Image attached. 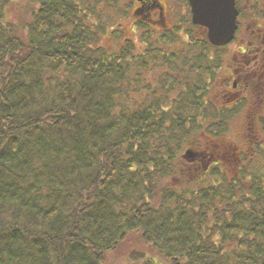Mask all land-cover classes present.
Listing matches in <instances>:
<instances>
[{"label":"trees","instance_id":"trees-1","mask_svg":"<svg viewBox=\"0 0 264 264\" xmlns=\"http://www.w3.org/2000/svg\"><path fill=\"white\" fill-rule=\"evenodd\" d=\"M100 3L0 0V264H264L263 177L209 99L225 48L106 51Z\"/></svg>","mask_w":264,"mask_h":264},{"label":"rangeland","instance_id":"rangeland-1","mask_svg":"<svg viewBox=\"0 0 264 264\" xmlns=\"http://www.w3.org/2000/svg\"><path fill=\"white\" fill-rule=\"evenodd\" d=\"M161 1V0H160ZM166 3V27H163V29L170 28V30H167L170 33H173L172 41L174 43H170V50L173 52H176L177 49L184 51L186 54L187 50L189 49L188 42L190 38H197L200 39L202 37V33L200 30L193 28L192 24L190 23V11L188 9L187 4L184 0H162ZM19 4V3H18ZM101 8L104 11L103 16L108 19V22L110 25L114 23L115 25V38L111 37L109 34L104 35L101 38L100 46L103 47L106 51H112L118 49L121 45H123L124 40H129L135 44V53L142 52L145 49V44L142 43V37H146L147 39L150 38V40H154V33L158 34L160 32H155V28L148 26L146 28H140L137 24V21H139L140 16H133L132 10L134 9L133 0H101ZM171 8V11H170ZM146 13V12H144ZM137 24V26H135ZM113 25V24H112ZM144 25V24H143ZM172 28V29H171ZM111 30V29H110ZM224 47V46H223ZM180 48V49H179ZM165 50H168L165 48ZM229 49H223V51L218 52L217 61H219L220 68L218 71H216V74L219 75V78H221V73L225 69L227 62V57H225ZM181 52V53H182ZM193 53H198V48L193 50ZM179 54V53H178ZM214 52H211L210 56L213 55ZM183 55V54H182ZM216 55V54H215ZM216 58V57H215ZM214 58V59H215ZM226 59V60H225ZM160 66L156 67L155 69L151 70L150 73L147 74V81L152 82V85L156 86V83L159 81H164L166 78V72H169L168 68L165 65H162L159 62ZM180 70V69H179ZM178 72V71H177ZM170 76L173 77V72L171 71ZM176 79L179 78L178 75H175ZM170 78V77H169ZM178 80V79H177ZM222 82H219V86H222ZM217 84V83H216ZM214 84L213 87L218 86ZM213 91V89H212ZM173 97L175 95H172ZM209 98V95L207 96ZM212 103L215 102L216 105H220V101H216L215 99L209 98ZM228 107H231L232 102L227 101L225 103ZM220 107V106H219ZM244 109V108H243ZM240 109L239 112L235 114L232 118H229L228 124L226 127V130L224 134L222 135L221 141H226L230 143L231 145L235 146V151L238 152L242 151L243 149H246V153L242 151V158L247 159V155H250L249 166L247 167V171L252 170L260 175V177H263V185H264V175H261L259 171H261L262 168H264V127H261L260 129L257 128L258 132H249L244 128V123H246L248 120L254 121V118L252 117V112L249 110L248 112H245L246 110ZM264 114L261 115V118H263ZM257 134V142L258 140L260 142L256 143L254 141L255 137L253 138V135ZM252 136V138H251ZM251 139V142L249 141ZM253 140V141H252ZM255 146L256 151H253L252 147ZM256 147H259L260 150L258 151ZM258 148V149H259ZM254 152H256L254 154ZM240 155V154H239ZM241 165V162L238 163L235 167V170L238 168V166ZM137 237H134L135 239ZM133 244H131L128 247H123L120 254H111L106 255L105 262L106 264H130V258L127 256L129 251L133 248ZM148 255V254H147ZM155 261H159L157 256L153 257Z\"/></svg>","mask_w":264,"mask_h":264},{"label":"flooded vegetation","instance_id":"flooded-vegetation-1","mask_svg":"<svg viewBox=\"0 0 264 264\" xmlns=\"http://www.w3.org/2000/svg\"><path fill=\"white\" fill-rule=\"evenodd\" d=\"M184 1L189 9L187 0ZM233 2L237 10L235 20L237 28L232 41L224 46L225 49H229L227 52L229 55L225 56L227 61L224 62L227 64L219 81L223 80L222 86L218 84L213 87L214 83L212 89L214 99L222 103L219 106L237 112L241 108H244L245 112L249 110L252 112L254 121L248 120L244 123V128L253 133L258 132L257 128L264 127V116L261 118L264 114V0H233ZM133 4L134 9L131 14L140 16L137 22L157 27L154 31L160 32L159 35L170 30V28L161 30L167 26L164 1L133 0ZM230 100L232 105L228 107L225 103ZM254 137L256 141L258 135L254 134ZM249 141L251 142V139ZM256 148L260 150L259 147ZM252 149L256 151L255 147ZM242 151L246 153V149ZM242 151H239L240 156Z\"/></svg>","mask_w":264,"mask_h":264},{"label":"water","instance_id":"water-1","mask_svg":"<svg viewBox=\"0 0 264 264\" xmlns=\"http://www.w3.org/2000/svg\"><path fill=\"white\" fill-rule=\"evenodd\" d=\"M187 2L191 23L206 30V38L210 45L223 47L232 41L237 28L235 21L237 10L233 0H187Z\"/></svg>","mask_w":264,"mask_h":264}]
</instances>
